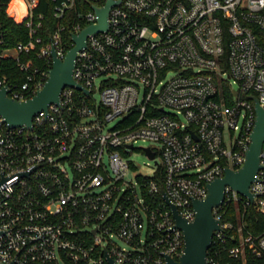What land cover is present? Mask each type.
Here are the masks:
<instances>
[{"label":"built area","instance_id":"obj_1","mask_svg":"<svg viewBox=\"0 0 264 264\" xmlns=\"http://www.w3.org/2000/svg\"><path fill=\"white\" fill-rule=\"evenodd\" d=\"M59 20L50 42L37 36L40 0H26L31 40L15 51L42 44L40 59L19 62L23 84H7L10 97L28 100L43 89L52 52L64 59L66 26L76 0H55ZM79 14L73 34L99 23L97 8ZM264 0H121L106 31L89 35L73 77L84 90L65 87L59 104L13 127L0 114V262L3 264H168L185 253L163 190L183 219L196 218L194 200L208 184L247 160L264 108ZM73 46L75 43L73 41ZM9 55V54H6ZM154 152L152 176L130 158L138 141ZM149 156V155H148ZM150 157V156H149ZM152 159V158H151ZM262 168L250 186L254 196L227 187L213 214L209 264H247L264 257V231L249 230L250 208L264 214ZM231 206L236 222L223 221ZM236 242L228 245V242ZM212 245V246H213ZM228 261L223 263L224 257Z\"/></svg>","mask_w":264,"mask_h":264},{"label":"water","instance_id":"obj_2","mask_svg":"<svg viewBox=\"0 0 264 264\" xmlns=\"http://www.w3.org/2000/svg\"><path fill=\"white\" fill-rule=\"evenodd\" d=\"M121 0H107L106 5L97 8L99 23L85 28L80 34L73 35L75 46L71 48L64 59L58 56L56 49H53V67L43 89L28 100H17L10 97V90L7 86L0 87V114L6 122L13 127L27 125L32 127L33 118L40 112L47 110L51 104L60 103V95L65 87H75L84 90L76 82L73 72L78 53L86 47L89 35L106 31L109 27V14L114 5L120 4ZM257 120L252 136V144L247 153L245 165L239 169H226L223 178H217L208 184V197L205 200H194L196 218L189 222L182 218L179 210L173 204L163 190V195L173 211L176 226L184 231L186 249L179 260L166 256L168 264H209L208 253L213 245L214 233L221 229V221L216 219L213 210L223 204L226 188L232 187L241 194L248 196L252 201L253 194L250 186L255 181L258 171L262 168L261 154L264 148V108L256 100ZM150 158L155 154L147 150ZM110 264H116L109 257ZM0 264H3L0 262ZM14 264V263H10Z\"/></svg>","mask_w":264,"mask_h":264},{"label":"trees","instance_id":"obj_3","mask_svg":"<svg viewBox=\"0 0 264 264\" xmlns=\"http://www.w3.org/2000/svg\"><path fill=\"white\" fill-rule=\"evenodd\" d=\"M104 0H76V5L67 11L65 18L61 23L66 26L63 33V45L67 50L73 48V27L78 22L84 26L79 14L92 9L96 3ZM55 0H40L38 6L34 9V15L39 17L42 15V28L37 36L43 38V44L50 42L53 32L56 30L59 20L54 15ZM29 8L26 0H0V80H6L7 84H23L27 81L28 72L23 70L19 62L27 63L33 61L35 66L42 67L47 71L51 68V63L47 60L40 59L38 52L42 44L38 45L31 52H21L17 56L6 55L7 52L15 50L21 43H28L31 40L30 28L27 22L30 19L28 15ZM259 38L264 40V33L259 32ZM251 218L248 220L249 230L254 234H260L264 231V214L257 212L254 208H250ZM236 208L231 206L229 212L225 215L223 221L233 220L236 222ZM236 242H228V245H235ZM216 247L214 244L208 255H212V251ZM228 257H224L223 263L228 261ZM247 264H264V257L249 256Z\"/></svg>","mask_w":264,"mask_h":264},{"label":"rangeland","instance_id":"obj_4","mask_svg":"<svg viewBox=\"0 0 264 264\" xmlns=\"http://www.w3.org/2000/svg\"><path fill=\"white\" fill-rule=\"evenodd\" d=\"M7 54L12 56H17V52L12 50L7 52ZM150 145V142L140 140L135 145L137 150H134L133 153L130 155V158L135 162L137 166V170L130 174V178L133 179L137 175H144V176H152L154 170L157 167L156 161L151 159L143 150L144 147Z\"/></svg>","mask_w":264,"mask_h":264}]
</instances>
